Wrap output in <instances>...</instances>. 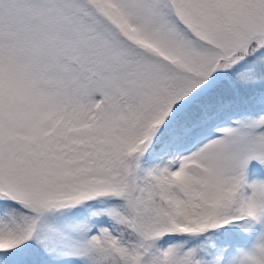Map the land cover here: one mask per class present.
<instances>
[{
    "label": "snow or ice",
    "instance_id": "6c2138e0",
    "mask_svg": "<svg viewBox=\"0 0 264 264\" xmlns=\"http://www.w3.org/2000/svg\"><path fill=\"white\" fill-rule=\"evenodd\" d=\"M0 264H264V0H0Z\"/></svg>",
    "mask_w": 264,
    "mask_h": 264
}]
</instances>
